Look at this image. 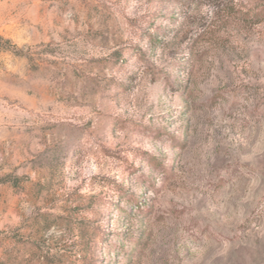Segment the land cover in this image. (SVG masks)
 Returning <instances> with one entry per match:
<instances>
[{
  "label": "rangeland",
  "instance_id": "obj_1",
  "mask_svg": "<svg viewBox=\"0 0 264 264\" xmlns=\"http://www.w3.org/2000/svg\"><path fill=\"white\" fill-rule=\"evenodd\" d=\"M0 264H264V0H0Z\"/></svg>",
  "mask_w": 264,
  "mask_h": 264
}]
</instances>
